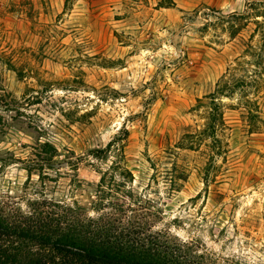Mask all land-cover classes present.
<instances>
[{
    "label": "rangeland",
    "instance_id": "obj_1",
    "mask_svg": "<svg viewBox=\"0 0 264 264\" xmlns=\"http://www.w3.org/2000/svg\"><path fill=\"white\" fill-rule=\"evenodd\" d=\"M111 142L156 229L264 264V0H0V198L89 207Z\"/></svg>",
    "mask_w": 264,
    "mask_h": 264
},
{
    "label": "trees",
    "instance_id": "obj_2",
    "mask_svg": "<svg viewBox=\"0 0 264 264\" xmlns=\"http://www.w3.org/2000/svg\"><path fill=\"white\" fill-rule=\"evenodd\" d=\"M220 117L216 105L207 128L215 142ZM124 151L111 142L95 152L119 160L102 173L89 207L44 192L22 198L26 208L11 196L0 198V264H206L195 243L156 229L163 213L133 190ZM166 174L169 194L180 192L186 170L176 165Z\"/></svg>",
    "mask_w": 264,
    "mask_h": 264
}]
</instances>
